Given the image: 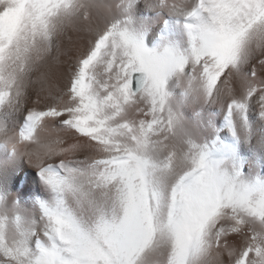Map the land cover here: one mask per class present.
Instances as JSON below:
<instances>
[{
  "label": "snow or ice",
  "instance_id": "snow-or-ice-1",
  "mask_svg": "<svg viewBox=\"0 0 264 264\" xmlns=\"http://www.w3.org/2000/svg\"><path fill=\"white\" fill-rule=\"evenodd\" d=\"M258 160L264 0H0V264H264Z\"/></svg>",
  "mask_w": 264,
  "mask_h": 264
},
{
  "label": "bare ground",
  "instance_id": "bare-ground-1",
  "mask_svg": "<svg viewBox=\"0 0 264 264\" xmlns=\"http://www.w3.org/2000/svg\"><path fill=\"white\" fill-rule=\"evenodd\" d=\"M174 35H171L168 31H165L164 36L173 44H175L180 49H184L189 47V37L186 31L183 28V25L180 23H176L175 21L172 22ZM161 38V33L157 32L156 40ZM156 40L149 42L147 37L145 38V43L148 44L149 47H152ZM65 59V58H62ZM75 65L72 64L70 61L66 63H62L57 66V70L66 78L72 70H74ZM253 118H255V113L252 114ZM27 167V165H25ZM241 170L244 172L245 178L248 179L250 183H264V160L257 161L256 171L252 174L250 179L248 178L247 166L241 165ZM31 172H35L34 169H29ZM37 182L39 181V177H36ZM39 186V185H38ZM39 195V193H37Z\"/></svg>",
  "mask_w": 264,
  "mask_h": 264
}]
</instances>
